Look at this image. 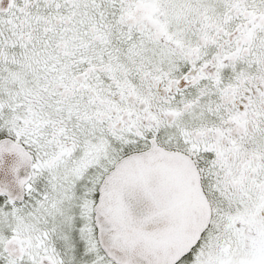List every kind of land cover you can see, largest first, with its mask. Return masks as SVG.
Segmentation results:
<instances>
[{
	"label": "snow or ice",
	"instance_id": "1",
	"mask_svg": "<svg viewBox=\"0 0 264 264\" xmlns=\"http://www.w3.org/2000/svg\"><path fill=\"white\" fill-rule=\"evenodd\" d=\"M0 264H264V0H0Z\"/></svg>",
	"mask_w": 264,
	"mask_h": 264
}]
</instances>
